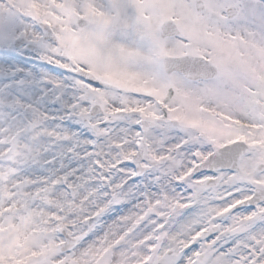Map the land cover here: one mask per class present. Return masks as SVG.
Returning a JSON list of instances; mask_svg holds the SVG:
<instances>
[{
	"label": "snow or ice",
	"instance_id": "obj_1",
	"mask_svg": "<svg viewBox=\"0 0 264 264\" xmlns=\"http://www.w3.org/2000/svg\"><path fill=\"white\" fill-rule=\"evenodd\" d=\"M0 264H264V0H0Z\"/></svg>",
	"mask_w": 264,
	"mask_h": 264
}]
</instances>
